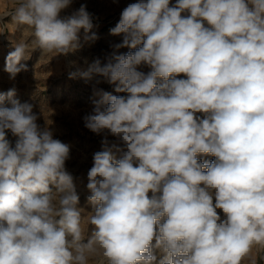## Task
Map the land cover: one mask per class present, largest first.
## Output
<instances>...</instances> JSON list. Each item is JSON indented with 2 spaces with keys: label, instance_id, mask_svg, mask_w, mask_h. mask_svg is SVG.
I'll return each instance as SVG.
<instances>
[{
  "label": "clouds",
  "instance_id": "1",
  "mask_svg": "<svg viewBox=\"0 0 264 264\" xmlns=\"http://www.w3.org/2000/svg\"><path fill=\"white\" fill-rule=\"evenodd\" d=\"M13 3L6 15L32 40L7 55L10 79L28 70L21 61L36 49L74 52L81 29L84 42L98 39L84 4L61 17L73 0ZM110 31L122 41L81 75L127 95L98 89L83 117L93 133L116 138L93 156L86 216L65 167L69 145L38 125L15 89L0 93V264H257L264 0H138ZM125 47L133 51L117 54Z\"/></svg>",
  "mask_w": 264,
  "mask_h": 264
},
{
  "label": "rangeland",
  "instance_id": "2",
  "mask_svg": "<svg viewBox=\"0 0 264 264\" xmlns=\"http://www.w3.org/2000/svg\"><path fill=\"white\" fill-rule=\"evenodd\" d=\"M138 0H73L72 5L61 12V17L70 15L79 9L81 4L86 5L91 14L94 27L92 32L98 37L94 42H84V31L80 30L81 47L67 55L48 56L40 49L32 52L30 59L22 60L27 65V71L19 72L15 79H10L4 71L7 55L14 51V47L21 39L30 43L32 37H24L26 26L15 27L12 24L10 13L14 8L13 0H0V93H7L15 89V99L21 103L33 105V111L38 114V125L47 127L53 133V138L69 145L70 158L66 161V170L74 177L76 190L79 196V205L82 216L93 210L87 197L90 194L86 188L87 174L93 166V156L102 151V140L107 138L115 141L107 130L100 134L93 133L84 125L83 117L91 113L92 101L97 99L95 91L102 89L112 95L126 96L127 93L115 91L116 85L103 81L101 77L85 80L81 73L87 71L97 61L103 66L114 51L113 45L122 41V35H112L111 29L119 22L122 10L130 3ZM176 0H171L174 5ZM207 26V25H206ZM91 34V33H90ZM133 49L121 48L117 54H127ZM138 70L147 73L150 69L141 66ZM75 74L72 76L71 74ZM178 78H186L181 74ZM101 83L97 84L96 80ZM4 106H10L5 101ZM201 115V114H198ZM8 139L14 144L15 137L9 132ZM211 155L198 156V160L212 161ZM151 195V193H149ZM223 218L224 213L217 209ZM91 226L88 234L91 233ZM252 257L257 264H264V250L254 249ZM250 264V262H248Z\"/></svg>",
  "mask_w": 264,
  "mask_h": 264
}]
</instances>
